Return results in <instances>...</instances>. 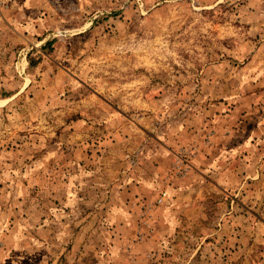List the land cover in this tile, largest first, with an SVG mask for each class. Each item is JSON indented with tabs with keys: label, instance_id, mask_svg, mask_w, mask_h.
Here are the masks:
<instances>
[{
	"label": "rangeland",
	"instance_id": "obj_1",
	"mask_svg": "<svg viewBox=\"0 0 264 264\" xmlns=\"http://www.w3.org/2000/svg\"><path fill=\"white\" fill-rule=\"evenodd\" d=\"M0 264H264V0H8Z\"/></svg>",
	"mask_w": 264,
	"mask_h": 264
},
{
	"label": "built area",
	"instance_id": "obj_2",
	"mask_svg": "<svg viewBox=\"0 0 264 264\" xmlns=\"http://www.w3.org/2000/svg\"><path fill=\"white\" fill-rule=\"evenodd\" d=\"M8 6V0H0V18Z\"/></svg>",
	"mask_w": 264,
	"mask_h": 264
}]
</instances>
